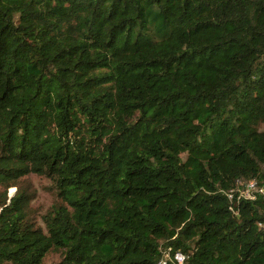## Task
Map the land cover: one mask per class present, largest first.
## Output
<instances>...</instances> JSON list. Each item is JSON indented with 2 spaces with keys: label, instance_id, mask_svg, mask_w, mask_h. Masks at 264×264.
<instances>
[{
  "label": "trees",
  "instance_id": "16d2710c",
  "mask_svg": "<svg viewBox=\"0 0 264 264\" xmlns=\"http://www.w3.org/2000/svg\"><path fill=\"white\" fill-rule=\"evenodd\" d=\"M177 251L264 264V0H0V264Z\"/></svg>",
  "mask_w": 264,
  "mask_h": 264
},
{
  "label": "rangeland",
  "instance_id": "374dc122",
  "mask_svg": "<svg viewBox=\"0 0 264 264\" xmlns=\"http://www.w3.org/2000/svg\"><path fill=\"white\" fill-rule=\"evenodd\" d=\"M23 189L29 192V194H36L35 199L30 203L34 215L33 219L38 225H43V217L50 212L53 207L60 203L57 198L55 189L52 187V182L37 174H31L19 183ZM17 191V186H13L9 190V197H12ZM61 257L59 254L51 253L46 258V264H55L60 262ZM10 264V263H8Z\"/></svg>",
  "mask_w": 264,
  "mask_h": 264
},
{
  "label": "built area",
  "instance_id": "2783aa9c",
  "mask_svg": "<svg viewBox=\"0 0 264 264\" xmlns=\"http://www.w3.org/2000/svg\"><path fill=\"white\" fill-rule=\"evenodd\" d=\"M262 193L263 190H260L256 181H251L247 183H241L236 192L231 191L225 193L229 200L233 202L235 200V194H237V201L240 202L241 199L253 200L256 197V193ZM170 260L173 264H187L188 256L182 251H177L173 255L169 254L167 259L162 262V264H167V261Z\"/></svg>",
  "mask_w": 264,
  "mask_h": 264
}]
</instances>
